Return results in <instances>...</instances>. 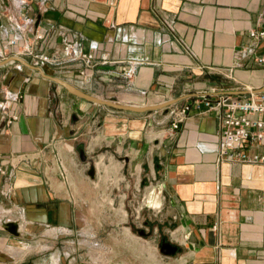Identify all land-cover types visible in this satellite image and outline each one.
I'll list each match as a JSON object with an SVG mask.
<instances>
[{"label":"crops","instance_id":"obj_1","mask_svg":"<svg viewBox=\"0 0 264 264\" xmlns=\"http://www.w3.org/2000/svg\"><path fill=\"white\" fill-rule=\"evenodd\" d=\"M19 1L0 0V44L16 33L9 17L29 18L25 40L43 32L34 50L45 60L0 50V224L16 222L19 233L2 237L8 250L0 264H85L76 263L84 256L74 250L47 245L85 223L66 186L76 180L86 191L90 185L63 142L86 137L91 149L125 146L136 176L143 166L151 229L160 231L144 254L130 251L124 261L113 253L103 264H264V168L221 161L223 113L202 107L173 136H153L170 127L175 110L211 88L217 90L212 100L264 91V63L255 61L264 40L254 48L249 37L264 29V0ZM76 42L77 49L65 51ZM52 78L117 104L177 102L148 114L111 111ZM256 151L264 153V146ZM163 241L178 252L158 256ZM33 244L41 246L33 258L15 262Z\"/></svg>","mask_w":264,"mask_h":264},{"label":"rangeland","instance_id":"obj_2","mask_svg":"<svg viewBox=\"0 0 264 264\" xmlns=\"http://www.w3.org/2000/svg\"><path fill=\"white\" fill-rule=\"evenodd\" d=\"M156 104L154 101H150L145 106ZM109 110L114 111L115 109L109 108ZM166 112L167 109L162 111V114L165 115ZM145 113L148 114L150 112ZM107 125L108 128H112V123H108ZM164 130L154 133L153 136H156L157 140H160L164 136H167V130ZM90 140L91 138L86 137L77 139L74 142H63L65 147L75 155L77 163L82 166L84 171L82 176L83 181L90 185L88 190L82 191L81 183L79 185L78 182L74 183L76 180L69 181L67 176L68 183L72 182V186L67 185L66 188L78 198V204L81 206L78 211L84 217L85 223L80 225L77 222L74 225V234L71 233L70 236H65L67 239L58 244L55 243L53 247L51 245H47V247L58 251L70 248L74 250L75 255L84 256L83 258L75 257L76 263L82 261L85 264H91V259L95 264H103L109 258L110 260L113 258V253H120L122 257L126 256L124 257V261H128L130 251L137 252L139 256V253L144 254L148 250L149 246L146 242H149L154 237V234L157 244L159 241L160 231L153 234L151 226L155 222L153 221L154 217L151 215V209L145 206L144 190L148 186V181L142 175V173H145L142 171L144 170L143 166L141 167L139 177L134 174L135 162H132L131 156L123 151L126 148L125 146L121 152H118V149L116 150L113 143H110L108 147H103V149H91L92 146H89L91 144ZM79 150H82L86 156L84 162L80 159ZM90 168H93L95 171L94 178H90L87 175ZM61 177L66 181V174L63 169ZM140 232H143V234L141 235ZM6 234L9 235L10 233L0 224V254H4L8 250L6 248V241L2 239ZM46 234L50 233L47 232ZM10 236L13 237L12 234ZM132 239L136 240V242H132ZM36 242L37 244L40 242L42 246L44 244V242L38 241V239ZM15 245L19 246L18 244ZM40 248L33 244V250H26L23 255L15 258V262L21 261L23 259L22 256H27V254L34 252L35 249ZM32 254L30 257L28 256L29 259L33 258L31 257ZM156 254L158 256L164 255L158 247ZM0 258L2 259L1 256ZM139 258L137 259L138 261L142 259ZM42 259H48V257ZM68 259H71V257ZM129 260L132 261L131 258ZM1 262L2 260H0Z\"/></svg>","mask_w":264,"mask_h":264},{"label":"built area","instance_id":"obj_3","mask_svg":"<svg viewBox=\"0 0 264 264\" xmlns=\"http://www.w3.org/2000/svg\"><path fill=\"white\" fill-rule=\"evenodd\" d=\"M19 2L20 4L25 3L24 0ZM8 20L12 23L15 21L13 26L16 33L12 38L0 44L1 52L13 51L14 56H29L36 62H43L44 57L37 55L34 50L38 42L44 39L43 32L35 30L32 42H26V35L30 31V27L33 26L32 21L29 18H24L19 23L12 17H9ZM249 37L252 40V46L256 48L264 40V29L250 31ZM70 46H65L66 52L77 49L79 44L76 42ZM255 61L260 64L264 63V54L260 58H256ZM126 76H131L130 72H126ZM216 92L215 88H211L201 94V99L175 110L172 113L170 127L166 131L167 136H173L179 124L193 111L200 110L202 107L208 110H219L223 113L221 140L218 144L221 161L264 168V153L256 151L264 146V91L254 93L253 90L249 89V95L242 99L216 96L212 100ZM15 119V116L11 117V120Z\"/></svg>","mask_w":264,"mask_h":264},{"label":"water","instance_id":"obj_4","mask_svg":"<svg viewBox=\"0 0 264 264\" xmlns=\"http://www.w3.org/2000/svg\"><path fill=\"white\" fill-rule=\"evenodd\" d=\"M52 80H54L56 83H58L59 85H61L62 87H64L66 90H68L70 93L95 104H99L102 106H106L118 111H128V112H133V113H145V112H150V111H156V110H161V109H165L167 107L172 106L173 104H175V102H177V100H170V101H165L162 102L160 104H156V105H151V106H133V105H123V104H117L111 101H107V100H101L92 96H89L85 93H83L82 91H80L79 89L73 87L72 85L58 79V78H52ZM79 155H80V159L84 162L86 160V156L84 154V152L82 150H79ZM94 174L95 171L93 168H90L88 171V176L90 178H94ZM3 228L10 234H12L13 236H18V224L16 222L13 221H8V222H4L2 224ZM140 234L142 235L143 232H140ZM160 252L164 255H175L178 252V248L175 246H172L169 243L166 242H161L160 244Z\"/></svg>","mask_w":264,"mask_h":264}]
</instances>
